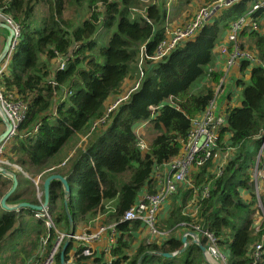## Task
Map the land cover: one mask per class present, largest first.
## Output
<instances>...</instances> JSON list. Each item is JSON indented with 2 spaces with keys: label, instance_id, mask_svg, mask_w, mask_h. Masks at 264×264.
Segmentation results:
<instances>
[{
  "label": "trees",
  "instance_id": "trees-1",
  "mask_svg": "<svg viewBox=\"0 0 264 264\" xmlns=\"http://www.w3.org/2000/svg\"><path fill=\"white\" fill-rule=\"evenodd\" d=\"M255 1L240 0L217 12L197 35L177 45L163 59H144L143 76L138 80L141 48L151 57L165 37L164 4L148 6L149 24L138 15L131 16L138 0H0L3 12L21 27V39L0 78V87L5 95L27 104L26 118L18 135L7 142L4 157L21 166L31 178L42 174L40 182L52 174L67 179V208L74 229L104 212L111 203L114 212L107 215L106 222L116 223L120 234L111 264H207L195 244H188L180 252L183 245L178 232L184 222L199 223L212 231L227 256V264L251 262L252 247L264 236V222L258 225L255 219L257 197L251 178L264 138V71L257 67L250 68L246 81L236 80V87L243 88L242 102L235 107L228 104L224 112L218 147L223 154L228 148L233 151L221 176L213 181L210 160L192 173L197 191L211 181L208 197L201 199L198 194L196 215L190 217L191 210L185 209L193 190L178 188L167 219H159L160 229L169 231L167 239L160 245L140 241L133 252L129 240L134 239L132 233L140 224L119 223V219L144 188L153 191L154 167L180 154L192 121L214 99V88L221 77L212 72L206 78L213 64L215 43L229 22ZM85 12L89 17H83ZM100 28L106 34L112 31L106 44L97 41ZM245 35L253 40L252 50L264 57V33ZM60 58L65 61L64 69L58 66ZM51 61L56 62L54 67ZM247 67L242 63L241 73ZM135 81L138 88L108 112L121 98L124 84ZM66 89L69 95L63 99ZM111 98L113 102L107 108ZM140 125L148 127L146 134L150 132V136L156 132L148 141L140 134L148 143L144 152L136 146ZM16 176L18 187L21 179L30 184L21 174ZM10 184L0 177V199ZM18 187L8 204H38L35 198H29V188L20 192ZM259 198L264 201L263 192ZM48 210L57 227L69 228L58 181L50 184ZM0 211V243L6 235L14 234L22 215L33 218V212L26 209ZM45 232L42 220H35L28 231L30 243L23 249L24 255L34 251ZM262 250L260 264H264V243ZM173 252L178 254L162 256ZM89 260L104 264L101 256L78 258L76 263ZM55 261L60 264L59 253Z\"/></svg>",
  "mask_w": 264,
  "mask_h": 264
},
{
  "label": "built area",
  "instance_id": "built-area-1",
  "mask_svg": "<svg viewBox=\"0 0 264 264\" xmlns=\"http://www.w3.org/2000/svg\"><path fill=\"white\" fill-rule=\"evenodd\" d=\"M5 2L8 0H4ZM142 1V0H140ZM240 0H205V2L197 8L189 20L182 24L176 25L168 22L167 14L172 3V0H166V21L164 23V39L158 44L154 55L146 56L141 48L140 59L137 64L138 80L143 76V60L159 61L173 51L177 45L193 38L206 25L213 15L217 12L227 9ZM150 5H155L151 3ZM149 6V5H148ZM145 13L139 14L144 21L150 24ZM135 10H131V16H134ZM259 13L258 16L256 14ZM1 25H6L11 29L13 38L9 47L8 54L0 64V78L3 72L9 65L11 56L21 39L20 25L8 14L0 8V28ZM3 29V28H2ZM250 32L264 33V0H256L245 11L244 14L229 22L227 29L222 33L220 38L215 43L212 51L213 64L208 68V75L212 72H222L218 84L215 86L214 99L210 101L204 113L192 121L191 129L188 137L182 146L180 154L160 166H155L152 173L153 191H148L144 188L138 195L135 203L121 216L119 223L137 222L141 229L146 232L147 243L162 244L168 237L169 231L161 230L159 219L163 211L164 204L177 193L181 186L187 189H192V200L187 204L185 209H190V217L196 215L197 209L194 207L198 194L201 199L207 198L209 195V187L211 181L197 191L191 181V176L194 170L203 166L209 160L213 164L211 174L214 180L219 178L222 170L225 167L232 148H228L226 153H221L218 147L219 129L225 124L224 114H218V100L220 101L223 87L225 85V73L230 69L239 68L242 63H245L248 68L257 67L264 71V57L259 56L258 52H254L247 43L248 37L245 34ZM8 35V34H7ZM5 39V38H4ZM2 40L4 44L5 40ZM249 41V40H248ZM251 48V49H250ZM60 69H64L65 61L63 58L57 61ZM221 67L223 68L221 70ZM220 74V73H219ZM224 74V75H223ZM132 91L138 88V81L134 84ZM65 95H69L68 90L64 91ZM129 94L118 98L108 109V112L113 110L118 104L128 98ZM232 101V100H231ZM27 113V104L16 98L13 95H5L0 87V134L2 133L3 121L2 115L6 117L11 125V131L7 140L0 142V174L2 169H7L29 177L21 166L9 161L4 157V150L7 142L18 135L19 126L24 122ZM139 127H143L140 125ZM5 129V128H4ZM37 127L35 128V131ZM137 148L144 152L148 150V143L141 137L140 131L136 129ZM228 135V134H227ZM261 162V163H260ZM8 178L7 175H3ZM41 176L37 175L31 178L35 188H39ZM251 178L257 200L259 199L260 187L259 183L264 185V138L262 140L259 152L256 157L255 166L251 171ZM200 191V192H199ZM41 202V201H40ZM39 202V203H40ZM41 204V203H40ZM111 203L104 207V212H98L99 220L110 212H114ZM189 213V212H188ZM35 220H42L46 232L39 239L38 249H47L48 257L41 264H54L55 258L61 247L66 241H69V248L66 253L72 250L70 256L66 257V264L76 263L78 258H94L102 252L104 264H111L114 260L112 250L116 246V241L120 235L117 231V224L110 222L108 225H96L95 227H77L73 228L72 233H69V228L62 231L54 223L48 207L39 212L33 213ZM79 226V225H78ZM181 236L186 237L188 244H201L205 248V258L210 264H227V256L218 246V239L215 234L208 228L202 227L199 223H182ZM181 237V238H182ZM264 236L261 241L255 244L251 250V262L249 264H260L263 254ZM42 256L41 252L39 253ZM174 256L178 252L172 253ZM31 262V261H30ZM5 264V263H4Z\"/></svg>",
  "mask_w": 264,
  "mask_h": 264
},
{
  "label": "rangeland",
  "instance_id": "rangeland-1",
  "mask_svg": "<svg viewBox=\"0 0 264 264\" xmlns=\"http://www.w3.org/2000/svg\"><path fill=\"white\" fill-rule=\"evenodd\" d=\"M205 2V0H172V3L170 5L168 14H167V19L168 22L176 24V25H182L184 23H186L189 18L193 15V13L197 10V8L199 6H201L203 3ZM138 6H136V8H134L135 10V15H139V14H144L145 13V7L150 5L151 3H154L155 5H162L164 4V9H166V0H138ZM38 8L40 10H42V12H45V8H43L42 6H38ZM39 10V11H40ZM89 12H85L83 14V17H89ZM67 17V16H65ZM102 28H100L101 30ZM99 30V31H100ZM101 35L99 36V39L97 40L99 44H106L110 34L112 33V31L108 32L107 34L101 30L100 31ZM249 40V41H248ZM247 40V43H249V46L252 47L250 44V42H253V40L251 41L250 39ZM251 49V48H250ZM56 64L55 61H51V66L54 67ZM234 71H231V73H233ZM239 75H244L245 81L247 80V77L249 75V71H245L244 73L239 72ZM228 79V77H226ZM243 78V76L241 77V79ZM239 79V80H241ZM136 82V81H135ZM134 83H130V82H126L123 86V94H121V96H124L126 94H130L134 88ZM242 87H236V84H234L232 89H228L226 84H225V92L223 97L226 99V97L229 95L230 98L232 99V101L229 103V106L231 107H235V106H239L242 102ZM113 99L111 98L106 107L109 106V104H112ZM108 108V107H107ZM147 126H143L142 129V134L145 135L146 140L148 141L150 137L155 136L156 132H152V136H150V132L146 134L147 131ZM141 131V130H140ZM23 171L25 172V170L23 169ZM27 173V172H25ZM27 175L29 176V174L27 173ZM0 177L2 179H4L3 175L0 174ZM31 177V176H30ZM42 183H40L39 189L42 190ZM28 184V182H26L24 185ZM260 187V193L263 192L264 194V185L262 183H259ZM31 186V185H30ZM11 187V186H10ZM33 187V186H32ZM41 193L38 195L39 197H42ZM256 215H255V219L258 222V225L261 223V221L264 222V201L263 199L259 198L257 200L256 203ZM96 218H98V214L92 218H88L85 222L80 223L78 227H95L96 225H108V223L106 222L107 217L105 218V216L99 220H96ZM35 223V220L33 218L28 217L27 215L21 216V219L18 221V225H16V231L14 232V234L12 235H6L4 237V239L2 240V242L0 243V247L3 248V251L6 252V254H8V256H10L11 258L9 259H14L17 258L14 264H41L42 262H44L47 259V249L43 248L41 251H39L38 249V245H39V240L36 243L37 247L34 249V251H32L31 253L28 254V256L24 255L23 253V249L25 247H29V245L27 243H30V235H28V231L30 230V227H33ZM60 230L64 231L66 230V228L62 225L59 226ZM32 229V228H31ZM45 234V233H44ZM146 238H143L142 240H140L141 242L143 240H145ZM139 241V242H140ZM136 242V241H135ZM139 242H136V245H133L134 243V239H130L129 240V245H130V251L133 252L135 250V248L137 247V245L139 244ZM135 246V247H134ZM42 254V256H40V253ZM204 259V258H203ZM31 261V262H30ZM206 262V261H205ZM6 263V264H12L9 261H3L1 262ZM54 264H56V261L54 262Z\"/></svg>",
  "mask_w": 264,
  "mask_h": 264
},
{
  "label": "water",
  "instance_id": "water-1",
  "mask_svg": "<svg viewBox=\"0 0 264 264\" xmlns=\"http://www.w3.org/2000/svg\"><path fill=\"white\" fill-rule=\"evenodd\" d=\"M1 27L7 31L8 35L5 38L2 50L0 52V64L6 58L8 51H9L11 41H12V38H13V34L11 32V29L8 26L1 25ZM2 121H3V125H4L5 129L0 134V142H3V141L5 142L9 136L10 131H11V125L4 115H2ZM1 173H2L1 175H7L9 177V180L12 183L10 189L0 199V208L4 211H8V212H19L22 209H26V210H30L33 213H35V212H39L40 210L44 209V207H48L50 184L53 181H58L61 184L63 194H64V206H65L67 217L69 220V233L70 234L72 233V231H73L72 220H71L70 214L68 212V208H67V198H68V195L70 192V188H69L67 179L65 177H62L61 175H58V174H52V175H50L44 179V181L42 183V192H41L43 200H42V202L39 201L41 204L40 203L30 204V203L20 202V203L14 204V205H9L7 203V200L15 192L16 188L18 187L17 176H16L15 172L7 170V169H2ZM181 242H182L183 248H182V251H180V252H183L186 249V247L188 246V242H187L186 237H182ZM68 244H69V241H66L59 251L60 264H66L65 263L66 259L64 257H65L66 250L68 248ZM196 245L199 247V249L203 255V258L206 261L205 248L199 243ZM162 256L166 257V258L174 257V255L170 254V253H164V254H162ZM206 263L210 264L207 261H206ZM74 264H77V263H74Z\"/></svg>",
  "mask_w": 264,
  "mask_h": 264
},
{
  "label": "crops",
  "instance_id": "crops-1",
  "mask_svg": "<svg viewBox=\"0 0 264 264\" xmlns=\"http://www.w3.org/2000/svg\"><path fill=\"white\" fill-rule=\"evenodd\" d=\"M7 31L5 30V29H2V28H0V52H1V50H2V47H3V43H2V40L4 39V38H6V36H7ZM5 40V39H4ZM241 66V65H240ZM223 68L221 67V70H222ZM250 71V68H248L247 67V69H245V71ZM231 71H234L233 73H231L230 74V72ZM245 71H242V73H244ZM239 72H241V70H240V67L239 68H233V69H230V70H228L226 73H225V76L226 77H228V79L226 78V80H225V84H226V86H227V88L228 89H232L233 88V86H234V84H236V80H239V79H241V77L243 76V78L242 79H244L245 80V78H244V75H239L238 76V74H239ZM220 74H222V72L220 71L219 72ZM224 75V74H223ZM247 79H248V77H247ZM224 92H225V85H224V87H223V92H222V96H221V99H220V101L218 100V114H220V115H223L224 114V112L228 109V104L231 102V98H230V96L228 95L227 97H226V99L223 97V95H224ZM142 127H138V131H140V133L142 132V129H141ZM4 131V127H2V130H1V132H3ZM23 176V175H22ZM4 177V176H3ZM24 178H26V179H28L29 181H30V184H26V185H24L25 183H26V181L23 179H21V182H19L21 185H19V191L20 192H22L23 190H25L26 188H29V198H35L36 200H37V202L39 203V201H41L42 202V200H41V197H39L38 195L42 192V190H40L39 188L37 189V188H35L34 187V185H33V183H32V181H31V178H30V176L27 178L26 176H23ZM4 179H6V181H10L8 178H6V177H4ZM11 182V181H10ZM32 184V185H31ZM12 185V183L10 184V185H8V190L10 189V186ZM31 185V186H30ZM33 186V187H32ZM154 186V185H153ZM17 189V188H16ZM180 189H187L186 187H184V186H181L180 187ZM7 190V191H8ZM144 191V190H143ZM176 194H178V191H177V193ZM176 194H174L173 196H175ZM41 196V195H40ZM173 196L171 197V198H169V200L164 204V207H163V211H162V213H161V218L162 219H167V217H168V215H169V213H170V209H171V203H172V198H173ZM9 205H14V204H9ZM0 210H2L1 208H0ZM1 212V211H0ZM24 215H26V214H24ZM24 215H22V216H24ZM28 216V215H27ZM29 217V216H28ZM182 233V230L180 229V231L178 232V234H181ZM133 235V237H134V243H133V245H136V242L138 241H140V240H142L143 238H146L145 240L146 241H148V238H147V235H146V232L143 230V229H141V227L137 230V231H133V233H132ZM177 234V235H178ZM136 241V242H135ZM135 247V246H134ZM71 252H72V250L70 249V251L68 252V254L66 255V257L68 258V256H70V254H71ZM0 255H2V260H0V264H2L1 262H3V261H9V262H11L12 264H14L16 261V259L17 258H14V259H9V258H11L10 256H8V254H6V252L4 251V252H1V254ZM99 256H101V257H103L102 256V252L100 251V254H98V256H96V257H99ZM4 264V263H3ZM6 264V263H5ZM86 264H92L91 263V260H89V261H87V263Z\"/></svg>",
  "mask_w": 264,
  "mask_h": 264
}]
</instances>
